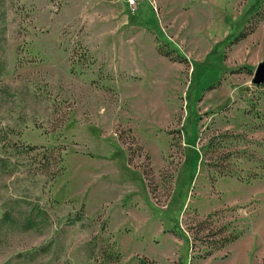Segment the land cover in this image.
Returning <instances> with one entry per match:
<instances>
[{"label":"rangeland","instance_id":"374dc122","mask_svg":"<svg viewBox=\"0 0 264 264\" xmlns=\"http://www.w3.org/2000/svg\"><path fill=\"white\" fill-rule=\"evenodd\" d=\"M138 2L0 0V264H264V0Z\"/></svg>","mask_w":264,"mask_h":264},{"label":"trees","instance_id":"16d2710c","mask_svg":"<svg viewBox=\"0 0 264 264\" xmlns=\"http://www.w3.org/2000/svg\"><path fill=\"white\" fill-rule=\"evenodd\" d=\"M254 13L257 14L259 12L256 13L254 11ZM230 43H232L231 40L229 41V44ZM173 51H176V50H174V48L173 49H170L169 44H167V46H165V49H163V48H160L159 49V53L161 55H164V56L168 57V58L172 56L171 53ZM179 59H180V62H184V63L185 62L186 63L188 62L187 58H185L182 55H179ZM262 87H264V84L262 85ZM232 134H234V133L225 132V134L222 133L221 135L218 134L216 136H213L215 138L211 142H209L210 143L209 149H213V148L216 149L218 146L220 148L221 145H222V143H224L226 141L227 137L228 138H234V136ZM235 135L238 136V134H235ZM26 149H28L29 151H36L39 148L38 147H29V146H27ZM48 151H49L48 154H46V152H43L42 154H36V156L33 158V161H34V163H37V164L40 165V167H42V169H41V173L42 174H48L49 177H50V180H53L54 181V179L59 175V171L58 172H54L53 171V173L50 172V170H52V169H50V167H51V165H50L51 164V161H52V159H54L55 153H57V155L55 157V159L57 160V163L58 162H62L63 161V158L61 156V151H58L55 148H52V149H50ZM243 153H245V152H243ZM246 155H248V154H246ZM252 155L253 154L248 155L251 158V161L254 159V158H252L253 157ZM229 159H230V154H222L221 157H220V159L217 162L214 161V163L212 165H210V166L214 167V166L217 165L216 167H218V166L230 167V170L233 172V170L231 169V163L229 162ZM0 161L2 163H4V166H6L7 161L5 159H1ZM186 161H189V156L186 157ZM217 214L218 213L211 214L209 217H207V219H210L211 220V218L215 217ZM5 220L6 221H10V218L8 217V214H6ZM203 222L204 221H201L199 223L200 227L202 225V229L205 228V225H206L205 224L206 222H204V223ZM25 227H26V229L32 228L33 227L32 221L28 220V224H26ZM172 233L174 235L176 234V236H178L179 238H184V239H185V237L187 238V236L184 234V232L182 231V229H180L179 224H176V226L172 230ZM195 235H196V237H198V233H196ZM236 235L237 236H225L224 238H219L216 241L214 240V242L211 243V245H212L211 246L212 247L211 251H213V250H220V249L225 248L228 243L234 242V241L238 240L240 238V236H241V233H237ZM187 240H188V238H187ZM212 254H213L212 252H209L206 255L207 256H210ZM145 261L143 262V264H148ZM190 264H194V263L190 262Z\"/></svg>","mask_w":264,"mask_h":264},{"label":"water","instance_id":"95a60500","mask_svg":"<svg viewBox=\"0 0 264 264\" xmlns=\"http://www.w3.org/2000/svg\"><path fill=\"white\" fill-rule=\"evenodd\" d=\"M257 68L252 82L255 86H262L264 84V62L260 63Z\"/></svg>","mask_w":264,"mask_h":264},{"label":"built area","instance_id":"2783aa9c","mask_svg":"<svg viewBox=\"0 0 264 264\" xmlns=\"http://www.w3.org/2000/svg\"><path fill=\"white\" fill-rule=\"evenodd\" d=\"M126 7L130 10L132 14H135L139 10L138 0H125Z\"/></svg>","mask_w":264,"mask_h":264}]
</instances>
